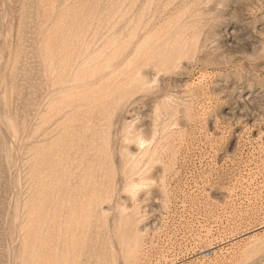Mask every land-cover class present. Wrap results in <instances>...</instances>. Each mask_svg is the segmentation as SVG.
Instances as JSON below:
<instances>
[{"label":"rangeland","instance_id":"374dc122","mask_svg":"<svg viewBox=\"0 0 264 264\" xmlns=\"http://www.w3.org/2000/svg\"><path fill=\"white\" fill-rule=\"evenodd\" d=\"M0 264H264V0H0Z\"/></svg>","mask_w":264,"mask_h":264},{"label":"bare ground","instance_id":"6f19581e","mask_svg":"<svg viewBox=\"0 0 264 264\" xmlns=\"http://www.w3.org/2000/svg\"><path fill=\"white\" fill-rule=\"evenodd\" d=\"M72 163V162H71ZM69 188V187H68ZM69 190V189H68ZM72 219V218H71Z\"/></svg>","mask_w":264,"mask_h":264}]
</instances>
